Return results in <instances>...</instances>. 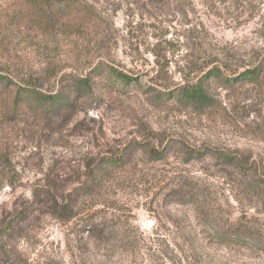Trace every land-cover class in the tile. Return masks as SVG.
Returning <instances> with one entry per match:
<instances>
[{"label":"rangeland","instance_id":"obj_1","mask_svg":"<svg viewBox=\"0 0 264 264\" xmlns=\"http://www.w3.org/2000/svg\"><path fill=\"white\" fill-rule=\"evenodd\" d=\"M160 2L102 0L96 32L13 43L20 77L73 108L0 122L10 163L0 166V221L33 194L74 192L103 159L127 164L79 197L68 224L37 210L0 264H264V248L231 227L260 234L264 247V208L240 186L264 180V0ZM107 66L138 81L106 80ZM254 68L257 82L239 78ZM88 74L92 94L72 84ZM200 82L214 101L203 113L178 102L180 88Z\"/></svg>","mask_w":264,"mask_h":264},{"label":"trees","instance_id":"obj_2","mask_svg":"<svg viewBox=\"0 0 264 264\" xmlns=\"http://www.w3.org/2000/svg\"><path fill=\"white\" fill-rule=\"evenodd\" d=\"M160 1L162 0H147L148 3L156 4H160ZM101 2L102 0H0V122H14L28 113L38 116L42 112L50 113L54 110L59 112V116L65 117V114L70 112L73 108L72 103L61 99L59 93L41 92L32 85L31 79L20 77L15 64L11 63L14 59L10 49L19 37L37 38L42 42H47L59 35H84L100 30L103 23ZM100 67H95L92 74H99ZM107 69L108 73L104 77L106 80L123 85L138 81L122 73L111 72L113 70L111 67L107 66ZM90 75L74 78L72 84L92 94L96 84L93 83V76ZM260 75L261 68H254L243 72L239 78L257 82ZM208 77L218 79L220 71L217 68L212 69ZM224 79L229 83L237 80V78ZM178 96L180 104L198 113L206 112L214 107V101L209 97L201 82L180 88ZM221 158L224 165L247 173H256L255 165L248 167L247 163L239 162L228 155H222ZM7 164H10L7 156L0 151V166L5 167ZM126 164L124 157H120L106 158L94 166L90 165L85 183L65 197L63 195L61 197L52 196L49 192L42 196L33 194L32 199L22 211L13 215L7 222L0 221V258L10 257V252L7 251V241L13 237L21 225L31 220L37 210L43 211L44 214L55 218L61 224H68L79 214V197L85 194L91 195L102 186V180L112 170L120 169ZM240 186L247 194L248 192L258 193L260 205L264 208V180L242 183ZM231 227L236 232L234 237L250 238L263 250L260 234L258 236L253 234L250 232L251 229L239 225V222L233 223ZM91 236L100 238L97 232Z\"/></svg>","mask_w":264,"mask_h":264}]
</instances>
